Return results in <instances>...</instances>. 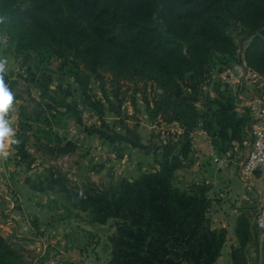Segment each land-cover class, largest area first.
Returning a JSON list of instances; mask_svg holds the SVG:
<instances>
[{
  "label": "trees",
  "instance_id": "trees-1",
  "mask_svg": "<svg viewBox=\"0 0 264 264\" xmlns=\"http://www.w3.org/2000/svg\"><path fill=\"white\" fill-rule=\"evenodd\" d=\"M0 14L18 55L34 52L41 62L71 55L90 70L107 67L118 79L156 82L166 97H182V83L187 81L194 102L196 87L210 71L212 51L227 54V62L235 56L226 20L250 28L248 33H264V0H0ZM256 45L254 40L247 56ZM0 77L12 93V103H24L18 108V124L31 114L42 116L47 128L43 132L51 135L49 121L57 107L33 98V80L23 73L11 78L2 72ZM233 101L232 95L221 92L201 112L213 144L225 153L232 141L241 140L246 124ZM29 109L33 113L27 115ZM53 142V151L60 155L75 148L57 136ZM157 164V170L136 179L119 178L110 184L87 180L69 188L70 198L90 208L94 221L114 222L109 264H214L226 232L211 226L208 186H178L176 157H163ZM248 223L237 221L239 244L231 252L235 264L242 260L250 237ZM26 263L22 252L0 233V264Z\"/></svg>",
  "mask_w": 264,
  "mask_h": 264
},
{
  "label": "rangeland",
  "instance_id": "rangeland-1",
  "mask_svg": "<svg viewBox=\"0 0 264 264\" xmlns=\"http://www.w3.org/2000/svg\"><path fill=\"white\" fill-rule=\"evenodd\" d=\"M3 22L4 18L0 14V45L4 46L8 53H14L24 77L28 76V81L29 79L34 81L40 70H48L50 67L67 78L64 85L67 84L71 87L69 85L71 81L75 85L78 83L81 96L91 97V101L95 104V107L92 108L98 117L96 125L102 123L103 126H110V120L117 119L116 116L110 119V111L118 112L122 100L128 103L125 105L126 107L130 106L129 108L135 110L137 107L142 108L143 104L149 100L155 99L156 102H159L166 96L156 82L118 79L110 73V69L107 67H96L90 70L81 60L75 59L71 55L67 59L52 58L45 62H41L34 52H31L30 55L27 52H20L18 55L13 35L5 31ZM226 23L225 33L230 34L234 42L235 56L227 62V54H221V51H212L210 71L206 79L196 87L197 101L195 102L200 112H204L209 99H216L221 92L232 95L235 110L240 116H245L246 122L241 140L232 141V146L226 149L227 156L235 161L238 167L237 173H239V161L253 141V128L264 130V60L261 57L264 56V33L259 30L248 33L250 28H243L239 22L231 18L226 20ZM254 40L257 41V45L253 47L252 54L247 56V50ZM248 57L250 59L256 57L258 61L251 62ZM28 68L31 70L28 71ZM8 76L16 78V74ZM187 84H189L187 81L182 83L184 95L191 97L192 93ZM67 86L65 90L68 89ZM30 106V108L34 107V105ZM38 110L37 108L36 111ZM26 113L27 115L33 113L32 109L27 110ZM63 116L64 113L58 109L56 116L49 121L52 133L47 135V133L44 134L45 131L47 132V128L42 123L43 117L37 118L35 114H31L29 119H23L18 124V134L14 133L15 137L12 138L14 135L7 137V140L15 141L17 153L25 158L27 153H32L26 146V143L29 145L28 139H24L26 133L28 131L40 132V138L44 141L38 145L41 156L48 160H59L63 155L53 151L55 149L53 139L54 136L60 138L59 131L57 132L55 129L64 120ZM203 118L201 115L199 126L206 130ZM206 118H209V115ZM79 123L81 124L80 121ZM26 124L30 128H27ZM108 132L109 130L106 133ZM208 135L210 134L208 133ZM104 136H108V134ZM106 140L103 137V140L97 144V152L98 147H104L102 142ZM33 147L31 148L33 149ZM47 147H51V149ZM3 156L5 155L3 154ZM59 170L61 169L57 168L54 174H62ZM84 175L85 173L81 174L82 181L80 180V183L74 184V186H79L87 180L105 184H110L113 180L109 173L105 175L101 173V169H98L94 180L84 178ZM238 176L240 177V174ZM240 179L246 189L236 198L221 197L220 203H218V197L215 200L212 198L214 203L211 202L213 207L209 211L211 226L224 228L226 232L222 251L214 264H235L231 258V252L239 244L236 232L239 220L249 222L250 237L247 245L242 249V257H240L242 260L240 259L238 264H264V170L257 171L253 176L244 178V180L241 177ZM72 187L71 185L70 188ZM12 200L14 202V199ZM62 206L63 204H60L49 212L34 215L31 211L30 213L21 212L22 208L16 212H0V233L9 238L13 246L22 252L26 264H109L112 250L110 239L115 233L114 222L110 219L103 224L94 221V215L90 208L75 204L70 207L65 206L67 209H60Z\"/></svg>",
  "mask_w": 264,
  "mask_h": 264
},
{
  "label": "crops",
  "instance_id": "crops-1",
  "mask_svg": "<svg viewBox=\"0 0 264 264\" xmlns=\"http://www.w3.org/2000/svg\"><path fill=\"white\" fill-rule=\"evenodd\" d=\"M0 54V60L6 61L3 73H22L14 53H8L0 45ZM66 79L59 71L48 67V70H40L36 79L30 82V91L37 101L50 103L64 113V120L55 131H59L62 143L71 142L75 148L59 160H48L41 156L38 147L44 143L41 133L28 131L24 139H28L29 145L26 143V146L32 153L23 158L17 153L15 142L8 141L7 137L0 138V153L3 152L0 154L1 213L16 212L22 208L20 211L24 213L41 214L60 204H63L60 209H67L65 206L76 204L71 201L68 190L71 185L80 183L81 174L85 173L84 178L94 180L98 169H101V173H109L113 180L136 179L141 174L157 170V162L163 156L180 160V167L175 171L178 186L206 184L212 204L217 197L220 203L221 197L234 199L245 191L246 186L238 176L235 161L213 144V137L207 131V135L200 131L201 112L189 96H162L165 99L159 102L149 100L135 110L126 107L128 103L122 100L118 112L110 111V119L116 116V122L110 120V126L100 123L86 128L79 123L78 106L93 110L95 104L91 97L81 96L78 83L75 85L70 80L71 87L64 85ZM21 103L20 100L11 103L4 113L15 134H18V108ZM74 122L76 133L71 130ZM103 137L107 140L102 145L120 150L119 159L102 161L98 152L92 149ZM57 168L62 174H54Z\"/></svg>",
  "mask_w": 264,
  "mask_h": 264
},
{
  "label": "built area",
  "instance_id": "built-area-1",
  "mask_svg": "<svg viewBox=\"0 0 264 264\" xmlns=\"http://www.w3.org/2000/svg\"><path fill=\"white\" fill-rule=\"evenodd\" d=\"M78 116L80 122L86 127L91 128L98 122V117L95 115L92 109L85 108L84 106H78ZM200 131L207 135L205 129L201 126ZM253 141L250 148L245 155L239 161V174L244 180L249 176H253L255 172H262L264 170V130L253 128ZM72 132L76 133L75 122L71 128ZM96 151V146L93 150ZM98 155L103 161L117 160L120 157V150L116 147H98Z\"/></svg>",
  "mask_w": 264,
  "mask_h": 264
},
{
  "label": "clouds",
  "instance_id": "clouds-1",
  "mask_svg": "<svg viewBox=\"0 0 264 264\" xmlns=\"http://www.w3.org/2000/svg\"><path fill=\"white\" fill-rule=\"evenodd\" d=\"M5 65L6 61L0 60V73L6 71ZM11 103L12 93L4 84L3 78L0 77V138L14 135L13 129L9 126V121L4 118V113H6Z\"/></svg>",
  "mask_w": 264,
  "mask_h": 264
}]
</instances>
